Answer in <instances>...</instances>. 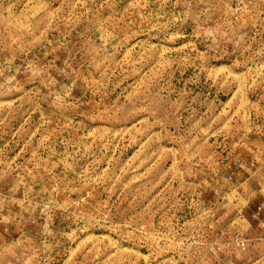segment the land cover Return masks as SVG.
<instances>
[{
  "label": "rangeland",
  "instance_id": "374dc122",
  "mask_svg": "<svg viewBox=\"0 0 264 264\" xmlns=\"http://www.w3.org/2000/svg\"><path fill=\"white\" fill-rule=\"evenodd\" d=\"M0 264H264V0H0Z\"/></svg>",
  "mask_w": 264,
  "mask_h": 264
}]
</instances>
